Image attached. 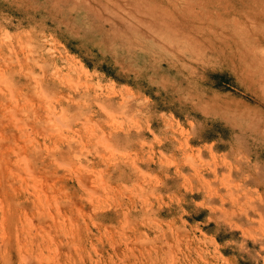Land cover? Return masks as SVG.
Returning a JSON list of instances; mask_svg holds the SVG:
<instances>
[{
	"label": "rangeland",
	"instance_id": "obj_1",
	"mask_svg": "<svg viewBox=\"0 0 264 264\" xmlns=\"http://www.w3.org/2000/svg\"><path fill=\"white\" fill-rule=\"evenodd\" d=\"M0 167V264H264V0H0Z\"/></svg>",
	"mask_w": 264,
	"mask_h": 264
},
{
	"label": "bare ground",
	"instance_id": "obj_2",
	"mask_svg": "<svg viewBox=\"0 0 264 264\" xmlns=\"http://www.w3.org/2000/svg\"><path fill=\"white\" fill-rule=\"evenodd\" d=\"M4 166V165H3ZM1 168V167H0ZM2 170V169H1ZM1 172V171H0ZM1 177H3V176H1ZM21 178V177H20ZM2 179V178H1ZM3 186V185H2ZM12 188V187H11ZM13 189V188H12ZM5 193V192H4ZM3 193V194H4ZM5 195V194H4ZM1 202V201H0ZM23 202H25V201H23V200H18V204L17 205H19V206H21L22 208H25L24 207V203ZM0 204H3V203H0ZM2 208V207H1ZM10 210V209H9ZM56 210V209H55ZM58 212V211H57ZM10 216H11V214L10 213H8ZM6 221H8V220H6Z\"/></svg>",
	"mask_w": 264,
	"mask_h": 264
}]
</instances>
